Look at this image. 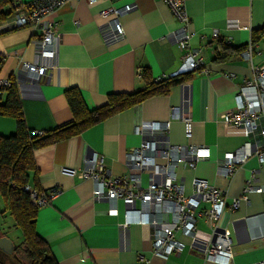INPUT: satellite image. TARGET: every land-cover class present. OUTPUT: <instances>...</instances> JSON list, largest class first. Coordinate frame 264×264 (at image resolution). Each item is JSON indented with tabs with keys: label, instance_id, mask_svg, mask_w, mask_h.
<instances>
[{
	"label": "crops",
	"instance_id": "obj_1",
	"mask_svg": "<svg viewBox=\"0 0 264 264\" xmlns=\"http://www.w3.org/2000/svg\"><path fill=\"white\" fill-rule=\"evenodd\" d=\"M133 2L136 6L120 17L125 35L107 42L103 28L109 25L110 17H103L101 10ZM185 8L190 17L192 45L201 48L208 72L196 70L191 81L173 85L168 94L148 97L75 136L34 152L37 171L30 172L29 185L35 188L37 183L44 191L57 188L49 203L39 207L36 229L58 264H134L140 262L141 256L149 264H204L202 253L181 233L177 237L186 243L181 252L167 257L156 254L151 224L132 222L125 226L128 214L123 201L117 203V214L108 213V201L93 196L92 178L63 170L64 166L80 170L87 156L98 153L104 156L114 175L124 173L125 152L144 140L143 134L136 131V124L171 119L174 106L192 116L194 130L189 139L182 121L173 118L171 142L204 144L211 151L195 168L181 166L187 187L191 186L193 176H199L225 190L228 207L218 224L232 230L234 264L264 261V192L251 193L249 203L242 200L239 207H230L254 171L256 183L264 180V162L252 156L233 175L218 174L226 152L248 140L255 145L264 141L261 134H249L223 118V114L236 108L238 87L253 77L255 67L264 66V34L253 42V32L264 26V0H185ZM55 17L61 32L57 65L39 80L27 76L21 68L23 60H36L37 30L31 26L0 30V53L5 56L0 78L12 77L16 81L26 123L33 131L52 130L73 118L66 96L69 88H78L87 107L94 109L107 103L112 92L143 88L146 72L151 78H158L193 71L182 60L183 51L175 39L179 23L164 0H73ZM215 31L219 37L213 36ZM220 40L232 48L225 60L217 61ZM250 44L253 51L247 60L241 51ZM2 96L4 100L5 92ZM16 127L14 117L0 115V135L14 134ZM144 179L147 184L146 176ZM0 198L4 202L1 193ZM2 216L0 209V228ZM197 227L202 232L211 231L203 218L198 219ZM15 230L11 228L4 234L14 243L19 237ZM0 251L23 264L18 255L1 248Z\"/></svg>",
	"mask_w": 264,
	"mask_h": 264
},
{
	"label": "built area",
	"instance_id": "obj_2",
	"mask_svg": "<svg viewBox=\"0 0 264 264\" xmlns=\"http://www.w3.org/2000/svg\"><path fill=\"white\" fill-rule=\"evenodd\" d=\"M73 0H15L14 12L0 24V30H14L31 26L37 30L34 40L36 60H23L21 68L26 75L39 80L46 71L56 67L58 45L61 32L55 15ZM98 0H89L96 2ZM172 9L179 29L175 39L180 46L182 60L189 70H202L204 56L200 47L191 42L189 29L190 17L185 8V0H164ZM136 6L128 3L123 6L109 5L101 10L103 17H110L109 25L103 28L107 42H112L125 35L120 17ZM219 37L218 31L213 32ZM253 44L241 51V56L251 59ZM182 72L165 74L157 80L172 77ZM11 78H0V86H9ZM1 93V92H0ZM236 108L223 114V118L236 126L244 128L249 134L259 133L264 138V66L254 68L253 77L241 84L235 95ZM173 118H179L184 132L190 139L193 136L194 120L186 115L179 106H174L171 119L139 121L136 131L144 136L143 142L129 148L125 152L126 171L114 175L106 165L102 154L93 153L84 160L80 170L64 166L63 170L80 177H90L94 181L93 196L95 199H106L109 204L108 213L117 214V203L123 201L127 208L128 218L124 225L132 222H146L153 226L152 245L156 254L167 257L181 252L185 242L177 237L178 233L190 239V245L199 250L204 264H234L235 247L230 228H221L219 219L228 207L226 191L218 188L208 179L193 176L188 188L181 174V166L195 168L197 162L211 155L210 148L198 143H174L169 138ZM43 134L44 131H34ZM256 156L260 163L264 162V141L255 145L252 140L246 141L235 150L228 151L220 161L218 174L223 177L233 175L236 169L250 157ZM255 172V171H254ZM247 179L241 195L234 198L231 208L240 206L242 200L249 203L250 194L264 192V180L256 183V174ZM148 183L144 184V178ZM32 201L38 207L48 204L51 195L57 188L38 190L29 184L25 187ZM135 217H132L134 216ZM203 218L210 226L209 233L197 227V221ZM149 264V260L141 256L140 262ZM257 264H264L260 261Z\"/></svg>",
	"mask_w": 264,
	"mask_h": 264
},
{
	"label": "trees",
	"instance_id": "obj_3",
	"mask_svg": "<svg viewBox=\"0 0 264 264\" xmlns=\"http://www.w3.org/2000/svg\"><path fill=\"white\" fill-rule=\"evenodd\" d=\"M14 1L0 0V24L13 14ZM253 33L254 42L264 34V26ZM219 43L221 47L215 55V60L222 61L229 56L232 47L221 40ZM4 62L5 56L0 53V71ZM195 71L182 72L159 80L151 78L146 72V84L143 88L133 92H112L108 95L107 103L94 109L87 107L78 88H69L66 90V96L74 113L73 118L43 134H36L28 127L14 78L11 77L9 86H0V115L12 116L17 123L14 134L0 135V193L4 199L0 234H7L11 228L21 232L15 241V253L20 259L23 256L25 264H58L48 243L37 233L36 219L39 207L33 203L31 193L25 188L30 182V172L37 171L35 150L75 136L148 97L168 94L173 85L191 81ZM35 188L41 190L37 183ZM0 264H4L1 259Z\"/></svg>",
	"mask_w": 264,
	"mask_h": 264
},
{
	"label": "water",
	"instance_id": "obj_4",
	"mask_svg": "<svg viewBox=\"0 0 264 264\" xmlns=\"http://www.w3.org/2000/svg\"><path fill=\"white\" fill-rule=\"evenodd\" d=\"M15 247L16 245L10 237L4 234H0V248L1 249H3L9 254H13L17 256V254L15 253Z\"/></svg>",
	"mask_w": 264,
	"mask_h": 264
},
{
	"label": "rangeland",
	"instance_id": "obj_5",
	"mask_svg": "<svg viewBox=\"0 0 264 264\" xmlns=\"http://www.w3.org/2000/svg\"><path fill=\"white\" fill-rule=\"evenodd\" d=\"M0 209L3 210L4 209V202L2 201V199L0 198ZM15 234L17 235H21V232L19 230H15ZM3 251H0V259L4 262H6L7 264H19V262L15 261L11 256L2 253ZM22 262L23 264H25V259L22 256Z\"/></svg>",
	"mask_w": 264,
	"mask_h": 264
}]
</instances>
